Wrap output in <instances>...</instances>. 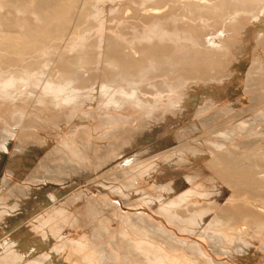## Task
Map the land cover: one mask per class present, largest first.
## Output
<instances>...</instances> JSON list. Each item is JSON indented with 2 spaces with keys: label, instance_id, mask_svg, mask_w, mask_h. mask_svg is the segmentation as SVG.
Listing matches in <instances>:
<instances>
[{
  "label": "rangeland",
  "instance_id": "1",
  "mask_svg": "<svg viewBox=\"0 0 264 264\" xmlns=\"http://www.w3.org/2000/svg\"><path fill=\"white\" fill-rule=\"evenodd\" d=\"M29 1L0 0V41L14 47L4 57L0 55V87L8 79L22 84L36 71L43 75L32 76V85L40 89L32 94L29 104L0 101V145L4 140V146H9L0 148L2 154L7 152L0 159V198L7 195L6 188H30L28 195L18 194L24 209L18 223L0 224V242L13 235L21 236L25 229L32 237L40 235L44 226L49 247L58 251L52 264H77L69 255L71 249L77 255L90 256V251L75 249L73 243L90 237L106 246L118 264H149L145 254L153 259L154 250L148 248L145 254L138 255L134 243L139 238L131 232L123 234L124 228L130 227L124 225L121 214L144 216L151 224L163 223L178 240L200 242L197 237H188L186 225V231L178 230L159 215L158 202L144 203L149 196L159 199L163 194L173 199L190 189L191 206L188 210L178 208L180 215L190 217L208 211L210 218L219 219L223 225L231 221L234 225L244 223L260 233L244 237L243 243L252 246L254 254L264 253V216L253 215L244 202L257 197L250 183L254 176L239 173L252 160V153H264V77L247 79L248 71L256 69L254 59L264 57V42L254 38L249 19L264 0L252 5L219 3L217 13L240 7L252 13L240 16V21L234 23L237 28H250L245 38L216 34L221 29L216 14L207 19L204 14L185 15L178 5L162 18L150 20L138 11L141 7L160 6L166 0H59L70 6L64 20L75 18L73 26L44 18L42 12L32 13L28 5L26 13L15 9ZM49 1L53 0L36 3L45 5ZM165 30H175L180 35L178 42L160 41V33ZM229 31L237 30L229 26ZM28 42V51L19 54ZM239 47L243 49L240 52ZM2 49L0 44V54ZM132 49L142 51L137 57L141 62L131 57ZM149 57L160 61L157 68L140 71ZM80 67L82 72H78ZM211 76L216 81L230 82L217 86V96H208L201 111L176 114L171 105L173 97L167 98L166 91L171 90L175 99L182 98L184 90L199 94ZM127 79L136 83L131 85ZM108 82L115 83L117 100L122 99L125 90L141 89V110L133 103L123 109H102L96 114L109 121L105 126L97 125L92 118L88 126H82L67 117L73 110L72 99L94 92L99 100ZM149 104L154 108H145ZM228 106L234 108L230 113H226ZM18 108L26 112L20 123L13 115ZM238 111H243L242 115ZM83 112L77 116L83 118ZM251 119L256 121L248 125ZM194 123L201 129H195ZM241 126H247L246 130L228 142L224 151L207 143L217 142L219 136L237 132ZM5 130L12 133L6 134ZM190 148L206 153V158L187 163L179 153ZM43 167L49 172L44 174ZM34 170L37 172L32 174ZM6 181L10 185H3ZM176 183L179 187L173 189ZM121 187L128 189V197L113 193ZM220 221L218 232L223 231ZM235 241L226 239L224 247L232 248ZM201 243L214 255L205 239ZM162 247L165 251L164 244ZM170 253L181 264H205L197 255L190 257L175 246ZM253 264H264V260Z\"/></svg>",
  "mask_w": 264,
  "mask_h": 264
},
{
  "label": "bare ground",
  "instance_id": "2",
  "mask_svg": "<svg viewBox=\"0 0 264 264\" xmlns=\"http://www.w3.org/2000/svg\"><path fill=\"white\" fill-rule=\"evenodd\" d=\"M35 2H31V0L28 3H23L22 6H15V9L19 13H26L29 9L27 7L31 6V12L32 13H44L43 17L47 19H52L60 22H68L71 23L75 21V18L72 20H64L66 19L67 12L70 8L67 4H64L63 2H60L59 0H53L49 1L48 4L41 5ZM256 0H166L164 4L157 5V6H150L147 8H139L138 11H142L141 14L144 15L146 19H160L162 18L168 10L175 6H180L181 11L185 15H200L204 14L205 18L213 16V14H216L220 17L221 22V29L218 28L219 32L216 34H224L225 36H230L231 34H236L237 37H244L246 33L250 31V28L246 27H240L237 28L234 26V23H237L240 21V16H252L250 12L242 10L243 7H240L238 9H234V11H226L225 13H221L223 9H220V11L217 13L218 5L226 4L228 2H238L242 5H252ZM173 2L174 5L170 6L169 3ZM28 5V6H25ZM167 7V8H165ZM127 14H129V11H127ZM213 18V17H212ZM216 18V17H215ZM232 19V20H230ZM250 19V25L254 28V38L257 39V41L264 42V4L260 5L259 9L257 10V13L252 16ZM231 26L233 30H237L235 32L229 31V26L227 23H232ZM72 23V26H73ZM63 30V29H62ZM217 30V29H216ZM217 32V31H216ZM159 33V32H158ZM157 33V34H158ZM57 34L60 35V32ZM212 34V33H211ZM250 34V33H249ZM156 35V31H155ZM180 35H177L175 33V30L172 32H168L167 30L160 33V41H170L171 43H177L178 38ZM215 39V37L213 38ZM241 39V38H240ZM1 40V38H0ZM242 40V39H241ZM246 41V40H245ZM0 44L3 46L2 53L0 54L2 57H4L7 53V51H11L14 49L12 44H7L5 42H1ZM209 44V43H207ZM30 46L29 42L25 43L21 48L23 52L20 51L19 54H24L28 51V47ZM152 51L154 48H151ZM150 50V49H149ZM242 47L237 48V51H242ZM131 55L132 58L139 57V54L142 53V51L139 53L137 50L132 49ZM143 54V53H142ZM144 56V55H143ZM145 57V56H144ZM263 60L264 57L255 58L254 61H256L254 68L256 69H250L247 73V79H261L264 77V63H260V60ZM135 60H139L140 58H137ZM147 60V59H146ZM160 61L155 60L153 57H149L146 64L142 65V67L139 69L141 70H148V69H156L158 66L157 64ZM83 67H80L78 72H82ZM88 71V70H87ZM89 72H87L88 74ZM145 73V71H144ZM56 74V73H55ZM55 74H51V76H54ZM41 76L42 73L40 71H36L29 79L31 81L29 82V79L27 81H24L22 84H18L13 82L12 80L8 79L7 82L0 87V101H9L10 103L14 104V102L19 100L18 103H25L29 104L32 99V94L36 93L40 87L37 85H32V78ZM92 75V74H90ZM33 76V77H32ZM43 76V75H42ZM202 82L205 81V79L201 78L199 79ZM126 81H130L131 85L136 83L134 80L131 81L127 79ZM107 82V81H106ZM210 82L212 84H210ZM230 82V80H222V81H216L214 76L210 77L209 83H203V87L201 90V93L196 94L194 92H190L188 90H184V94L182 98L175 99L174 94L171 90L166 91L165 96L173 97L172 100V106L174 110L176 111V114H185V115H191L195 111H201L203 108L206 107L208 96H217V86H225V83ZM232 83V82H231ZM228 88H231V86H227ZM131 89V88H130ZM141 89H132L130 92L125 90L121 93L122 99L117 100L114 96L116 93V87L115 83L108 82L106 84V88L101 94L100 99H96L94 92H88L86 94L81 95L78 98L72 99L73 101V110L71 111L70 115L67 116L68 118L72 119L74 123L81 124L82 126H88L89 122L88 119L92 118L97 125L105 126L109 123V121H106L102 117L98 116L96 114L98 111L102 109H123V107L127 106L128 103H133L136 108L141 110V107L144 105L139 100ZM220 97V95H219ZM102 99V100H101ZM216 99V98H215ZM169 99H166L168 101ZM159 103V99L155 100ZM170 101V100H169ZM51 103L52 100H49ZM16 103V102H15ZM156 104V103H155ZM149 107L154 108L153 104L146 105L145 108L149 109ZM226 109V113H230L234 110L233 107L230 108L228 106ZM83 112L84 116L81 118L80 116H77L79 112ZM88 111L89 113H86ZM25 110L18 108L14 112V119L15 121H18L17 123H20L24 120L25 117ZM237 113H240L242 115L243 111H238ZM88 115L86 118L85 116ZM227 115V114H226ZM238 115V114H236ZM235 115V116H236ZM240 116V115H239ZM84 119V121L80 120ZM262 117L258 118L256 120H261ZM256 120H249L248 125L254 124ZM195 129H201V127L196 126V123H194ZM247 125V126H248ZM246 126V127H247ZM15 127V126H14ZM245 127V128H246ZM241 126L240 130L238 129L237 132H231L229 134H223L217 138V142L210 140V142H207L212 146V148L215 150H223L227 148L228 142L232 141L233 139L237 138V134H241L246 130ZM86 129V128H85ZM89 130V129H87ZM243 130V131H241ZM91 132V131H90ZM5 133H12L11 130H5ZM9 136V135H8ZM7 137V136H6ZM9 138V137H8ZM7 141H2V145H0V148H9V146H4ZM214 145V146H213ZM210 146V147H211ZM209 148V147H208ZM214 150V151H215ZM1 151V150H0ZM5 152V151H4ZM21 152H24L21 150ZM216 152V151H215ZM7 152L2 154L0 152V159H3ZM179 155L182 158H185L187 163H191V160L196 162L197 160L200 162L203 159L206 158V153L200 152L198 149L190 148L189 151L180 150ZM252 160L248 163V165L243 170H239V173H242V175L252 174L254 176V179L250 183H252L251 188L253 191L257 192L255 195L256 198L253 196L252 200L244 199V202L249 205L251 209V213L253 215L258 216V214L264 216V153L257 152L252 153ZM247 159V158H246ZM260 161V162H259ZM14 169V168H13ZM49 172L47 167H43V172ZM37 171H31L32 174L36 173ZM163 173V171L161 172ZM46 177H48L46 175ZM50 179V177H48ZM186 180L190 181L189 177H186ZM11 182V181H10ZM5 186L10 185L9 182L6 181ZM4 186V187H5ZM220 186V185H219ZM178 183L173 185V189L178 188ZM7 195L4 198H0V224L2 223H9L11 226H13L14 223H18V219L23 216L24 209L22 205L18 201V194L28 193L30 191V188H27L28 191L23 189L21 186H17V189H10L7 190ZM128 189L125 187L118 188L116 191H113L114 194L120 196V197H128ZM217 191V190H216ZM31 193V192H30ZM29 193V194H30ZM191 191L186 190L183 191L177 198L168 199V196L160 194L159 199H155L153 197L148 198V200L144 201L145 204L150 205L152 203L158 202L159 205L157 207V212L159 215L164 217L169 223H172L174 227H177L178 230H185L183 225H186L189 227V233H186L188 237H197L201 241L207 242V244L210 246L212 252L214 255H211L205 248V246L200 242L196 240H178L176 237L171 235V232L167 229V227L161 223L159 225L151 224L148 221L145 220L144 216L141 215H135L129 216L124 215V225H128L129 228H124L123 234L127 235L129 232L133 233L135 236H137L139 239L137 242H135L136 250H139L138 255H143L146 253V249L151 248L154 250V258L152 259L149 256V253L145 254V259L149 264H181L177 257L174 256V253L172 252L173 247H177L178 249L182 250V252H187L190 257L195 254L201 259L205 264H232V262L236 261H243L245 264H253V262H258L260 259L264 260V253L257 252V254H254V249L250 245H246L243 243L244 237L250 236L253 234H259L260 232L254 231L252 227L247 226L246 224H240V225H234L231 221L222 224L219 219L217 218H210L211 214L208 213V211H203L201 213H197L195 216L186 217L185 215H180L177 211L178 208H183L185 210H188V206L191 202V197H188L190 195ZM248 194V193H247ZM28 195V194H26ZM207 198H209L210 193L205 195ZM217 196V195H216ZM221 196V195H220ZM252 196V195H251ZM17 199V202H16ZM143 200V199H142ZM195 200V199H193ZM192 200V201H193ZM198 200V199H197ZM111 203L108 205L110 206ZM5 205H11L10 208L5 207ZM112 205V204H111ZM204 205V204H203ZM2 207L4 209H2ZM175 208V211L172 212V209ZM112 209V207L110 208ZM249 215V213H247ZM246 214V218L248 219V216ZM242 215V214H241ZM121 218V217H119ZM228 219V217H226ZM252 218V215L249 219ZM232 219V218H231ZM243 219V217L241 218ZM245 219V217H244ZM221 222V228H223V231H227L226 233H223V231L218 232L217 227L220 225H217ZM235 221V220H234ZM243 221V220H242ZM245 221V220H244ZM236 222V221H235ZM241 222V221H239ZM220 224V223H219ZM46 225V224H45ZM142 228V229H141ZM143 230V231H140ZM40 235L37 236H30L29 230L25 229L23 234L21 236L19 235H13L8 238H5L0 242V264H52V262H56L57 260V252L54 248L49 247V244L47 242L46 234H47V228L42 227L41 228ZM254 231V232H253ZM1 236V235H0ZM93 240L90 238L84 239V241H73L75 249L79 250H88L91 252V255H77L74 250L71 249V253L69 254L72 257V261H75L77 264H118L116 260H114L111 256V253H109L108 248L106 246L99 245L95 242V240H98L95 237H92ZM236 240L234 242V246L232 248L230 247H224L225 240ZM162 244L165 245V251L162 247ZM62 247V245L60 246ZM139 248V249H138ZM62 254H64L63 250L60 251ZM45 258L43 261L42 259ZM65 255L62 257V259H65ZM223 258V259H220ZM226 258V259H224ZM68 259V258H67ZM42 261V262H41ZM178 261V262H177ZM63 264V263H60Z\"/></svg>",
  "mask_w": 264,
  "mask_h": 264
}]
</instances>
